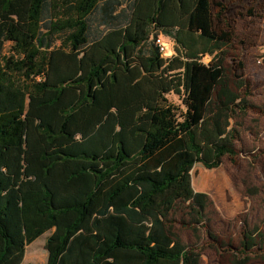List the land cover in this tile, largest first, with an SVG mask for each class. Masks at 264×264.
<instances>
[{"label": "trees", "instance_id": "16d2710c", "mask_svg": "<svg viewBox=\"0 0 264 264\" xmlns=\"http://www.w3.org/2000/svg\"><path fill=\"white\" fill-rule=\"evenodd\" d=\"M229 10L0 0V264H23L47 232L45 264H203L205 240L232 264H264V96L225 67L237 61ZM224 160L250 204L237 247L219 241L233 222L192 186L195 164Z\"/></svg>", "mask_w": 264, "mask_h": 264}, {"label": "rangeland", "instance_id": "374dc122", "mask_svg": "<svg viewBox=\"0 0 264 264\" xmlns=\"http://www.w3.org/2000/svg\"><path fill=\"white\" fill-rule=\"evenodd\" d=\"M222 1L230 7L228 18L231 20V25L238 37V40L235 41L237 51L233 50L237 61L234 62L227 59L225 63L228 74L231 79H233L235 74H243L245 80H250L254 92L259 96H264V65L258 63L261 56H264V26L258 27L261 24V18L264 17V10H260L257 7L258 5L264 7V0ZM252 2L255 4H252ZM252 7H255V14H258L261 18L248 15V10ZM242 40L244 42L243 45L238 43ZM164 41L166 43L164 57L168 58L175 55L174 42L169 38H164ZM59 44L60 41H57L56 45ZM250 44L252 47L249 48ZM209 60L210 58L207 56L203 59L205 63ZM238 62H243L244 64L242 71L236 69ZM167 99L171 104L179 108L178 112L184 110L177 95L168 94ZM259 138L261 142H264V131H262ZM258 168L264 171V160L258 163ZM191 177L195 193L208 195L221 219L225 222H233L232 228H226L225 226L219 228L223 232H220L219 241L224 246H226V243H230L237 247L241 239L239 233L241 216L249 209L250 204L235 187L229 162L224 160L220 167L213 170H208L199 164H195L191 171ZM49 234L50 232L43 234L33 243L26 246L23 264L46 263L45 240ZM182 236L186 241H193L192 232L183 231ZM204 243L203 264H232L233 257L231 252L225 251L218 254L214 248L210 247V241L205 240ZM253 264L261 263L258 259H254Z\"/></svg>", "mask_w": 264, "mask_h": 264}, {"label": "built area", "instance_id": "2783aa9c", "mask_svg": "<svg viewBox=\"0 0 264 264\" xmlns=\"http://www.w3.org/2000/svg\"><path fill=\"white\" fill-rule=\"evenodd\" d=\"M164 38L162 35H158L155 43L157 45V47L159 48V51L164 54L166 51V43L164 41ZM259 64H264V56H261V58L258 60Z\"/></svg>", "mask_w": 264, "mask_h": 264}, {"label": "crops", "instance_id": "0c3cea01", "mask_svg": "<svg viewBox=\"0 0 264 264\" xmlns=\"http://www.w3.org/2000/svg\"><path fill=\"white\" fill-rule=\"evenodd\" d=\"M258 7V6H257ZM256 12V11H255ZM260 26H258V27H261V26H264V19H261V24H259ZM259 35H260V33H259ZM259 35L257 36V39H258V37H259ZM242 42H243V40H242ZM244 43V42H243ZM250 47H252V45L250 44L249 45V48ZM150 225V224H149Z\"/></svg>", "mask_w": 264, "mask_h": 264}]
</instances>
